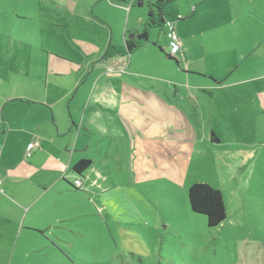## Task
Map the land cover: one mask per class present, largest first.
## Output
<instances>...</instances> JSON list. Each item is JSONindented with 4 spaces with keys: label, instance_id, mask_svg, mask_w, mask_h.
I'll return each instance as SVG.
<instances>
[{
    "label": "rangeland",
    "instance_id": "rangeland-1",
    "mask_svg": "<svg viewBox=\"0 0 264 264\" xmlns=\"http://www.w3.org/2000/svg\"><path fill=\"white\" fill-rule=\"evenodd\" d=\"M10 6L13 12L25 6L37 12L30 3ZM163 14L176 23L177 16H186L177 34L192 39V64L181 72L216 85L211 93H195L198 115L187 89L179 86L184 101L173 100L183 104L195 126L194 151L183 157L180 147L125 120L122 135L107 138L103 151L98 143L92 152L80 153L99 167L102 152L109 150L107 173L89 180L85 172V189L60 197L67 202L58 203L65 220L46 216L50 230L44 235L28 227L40 236L26 235L27 245H19L13 264L19 258L20 264H264V114L257 115V97L249 96L257 95V88L264 95V0H179L165 5ZM150 39L157 50L168 51L161 28L151 29ZM1 43L8 37L1 35ZM3 56L0 51V78L5 79ZM134 58L135 72L120 78L171 99L164 94L174 92L169 79L182 80V73L157 51ZM106 71L109 77L118 73L115 66ZM225 126L243 142L231 144ZM212 127L220 147H210L207 140ZM156 142L165 152L179 154L178 163L164 166ZM245 151H252L251 163L230 169L227 159L236 162L233 154ZM195 183L222 190L227 217L220 226L209 228L206 217L192 211L188 190Z\"/></svg>",
    "mask_w": 264,
    "mask_h": 264
},
{
    "label": "crops",
    "instance_id": "crops-1",
    "mask_svg": "<svg viewBox=\"0 0 264 264\" xmlns=\"http://www.w3.org/2000/svg\"><path fill=\"white\" fill-rule=\"evenodd\" d=\"M153 2L142 0L138 5V0H0V37H8V43L0 44L6 68V78H0V264H13L19 245H27L29 232L40 236L28 227L42 229L44 235L50 230L46 216L65 220L66 213L60 214L58 203L67 202L60 201V197H75L85 189L84 182L78 190L70 186L77 178L72 173L74 165L87 159L80 153L92 152L98 143L103 151L107 138L122 135L120 125L126 128L125 120L180 147L183 157L194 151L195 126L183 104L173 100L184 101L179 86L187 89V99L198 115L195 93H211L216 85L211 80L206 85L201 78L192 79L197 74L181 72L191 70L192 64V39L182 32L180 37L177 34L186 16H177V23L170 20L181 42L176 61L165 55L169 46L165 52L152 44L151 29L148 42L128 53L127 42L142 30L148 4ZM13 3L33 4L37 12L26 6L23 12H13ZM155 51L183 76L182 80L169 79L174 92L164 93L171 98L168 100L158 90L141 88L119 76L135 72L131 65L136 53ZM112 66L118 73L109 77L106 68ZM260 92L257 88V95H249L257 97V115L264 114V95ZM225 128L231 144L243 142L232 136L231 126ZM209 131L210 147H220L222 140L215 128ZM31 143L36 147L26 158ZM154 147L160 149L164 166L166 161L178 163L179 154L165 152L157 142ZM102 153L99 167L87 159L92 161L86 173L89 180L107 173L109 150ZM241 155L247 156L246 160ZM214 157L218 158L216 154ZM233 157L236 162L227 159L230 169L246 168L253 153H234Z\"/></svg>",
    "mask_w": 264,
    "mask_h": 264
},
{
    "label": "trees",
    "instance_id": "trees-1",
    "mask_svg": "<svg viewBox=\"0 0 264 264\" xmlns=\"http://www.w3.org/2000/svg\"><path fill=\"white\" fill-rule=\"evenodd\" d=\"M179 0H158L148 4V17L142 30L136 35V38L129 40L128 53H133L136 49L142 47L148 42V30L153 28H161L166 34L165 19L163 17V9L165 5ZM138 5H142V0H138ZM170 60L176 61V58L165 54ZM92 166V161L83 159L78 161L72 173L77 176L74 183L70 184L71 188L78 190L82 184L83 175ZM78 182V184H76ZM189 202L192 211L206 217L207 226L216 228L220 226L227 217L226 206L221 190L214 188L208 184L195 183L188 190Z\"/></svg>",
    "mask_w": 264,
    "mask_h": 264
},
{
    "label": "built area",
    "instance_id": "built-area-1",
    "mask_svg": "<svg viewBox=\"0 0 264 264\" xmlns=\"http://www.w3.org/2000/svg\"><path fill=\"white\" fill-rule=\"evenodd\" d=\"M166 27V36L168 39V46H169V55L176 58L177 55L179 54L181 50V42L179 37L176 34L175 27L173 22L171 21H166L165 23ZM36 147L35 143H31L28 145L27 152L25 154L26 158L31 157L32 155V150ZM1 180H0V185H1ZM78 184V182L76 183Z\"/></svg>",
    "mask_w": 264,
    "mask_h": 264
}]
</instances>
